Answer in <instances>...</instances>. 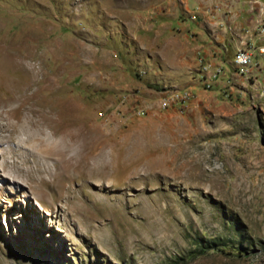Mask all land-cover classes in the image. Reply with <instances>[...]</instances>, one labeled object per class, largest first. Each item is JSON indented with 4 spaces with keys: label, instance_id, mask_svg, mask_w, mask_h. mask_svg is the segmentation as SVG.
I'll use <instances>...</instances> for the list:
<instances>
[{
    "label": "rangeland",
    "instance_id": "obj_1",
    "mask_svg": "<svg viewBox=\"0 0 264 264\" xmlns=\"http://www.w3.org/2000/svg\"><path fill=\"white\" fill-rule=\"evenodd\" d=\"M0 39L87 174L58 203L0 141V264H264V0H0ZM102 151L113 184L83 166Z\"/></svg>",
    "mask_w": 264,
    "mask_h": 264
},
{
    "label": "bare ground",
    "instance_id": "obj_2",
    "mask_svg": "<svg viewBox=\"0 0 264 264\" xmlns=\"http://www.w3.org/2000/svg\"><path fill=\"white\" fill-rule=\"evenodd\" d=\"M2 57L6 63L4 66L0 63L2 65V67L0 66V79L4 80L6 84H0V141L11 144L16 139L21 140L19 142H21V148L24 149L20 150V147L10 149V155L17 156L21 163L26 165V171L29 174L28 180L31 181V184L38 182L47 185L54 201L58 203L74 199H78L79 202L80 198L76 194L74 195L73 189L63 184L64 179L79 178L85 180L87 176L86 173L82 172L84 170L81 166L82 163L74 164L72 162V158L76 153L69 154V151L74 149L71 147L72 145L77 147L78 150L75 151H80L77 118L64 117L62 112L58 111L59 107L47 104L40 97V90L36 87L38 81L36 77L43 73V70L40 69V66H36L33 57H19L9 50L8 44L0 39V59ZM50 90L55 92L54 87H51ZM23 131H31V136L28 135L26 138H22ZM56 135H59L63 140L54 139ZM99 155L103 158L101 164L92 166L91 163L84 160L86 163L83 162V166L85 167L86 164L88 173L102 180L103 183L113 184L115 182L116 167L111 162L108 164L105 161V159H108L105 151H102ZM50 160L54 162L57 169L59 165H62V168L64 167L63 170L67 174L64 176L65 178L63 177L58 182L44 178V173L51 169L48 165ZM160 172L159 169H154L151 175L156 176ZM121 178L123 180L130 179L131 181L141 180L143 179L141 168L138 166L131 167L127 170L126 175H121ZM109 197L105 196L100 199L120 203L117 201L119 199L112 200Z\"/></svg>",
    "mask_w": 264,
    "mask_h": 264
},
{
    "label": "built area",
    "instance_id": "obj_3",
    "mask_svg": "<svg viewBox=\"0 0 264 264\" xmlns=\"http://www.w3.org/2000/svg\"><path fill=\"white\" fill-rule=\"evenodd\" d=\"M240 57V56H239Z\"/></svg>",
    "mask_w": 264,
    "mask_h": 264
}]
</instances>
